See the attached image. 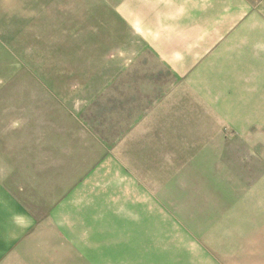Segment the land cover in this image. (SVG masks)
Masks as SVG:
<instances>
[{
    "label": "rangeland",
    "instance_id": "374dc122",
    "mask_svg": "<svg viewBox=\"0 0 264 264\" xmlns=\"http://www.w3.org/2000/svg\"><path fill=\"white\" fill-rule=\"evenodd\" d=\"M118 2L0 0V143L84 114L172 207L157 237L147 215L143 237H73L77 260L62 264H219L221 237L264 253V0L238 42L189 76L158 65Z\"/></svg>",
    "mask_w": 264,
    "mask_h": 264
},
{
    "label": "crops",
    "instance_id": "0c3cea01",
    "mask_svg": "<svg viewBox=\"0 0 264 264\" xmlns=\"http://www.w3.org/2000/svg\"><path fill=\"white\" fill-rule=\"evenodd\" d=\"M254 2L119 0L118 17L133 25L158 65L189 76L211 65L205 60L212 51L232 48L229 43L246 33L247 23L254 22ZM62 114L48 131L38 123L33 136L0 143L5 146L0 149V264L77 260L73 237H143L142 218L148 216L149 229L154 227L150 237H157V219L173 225L171 205L157 192L144 191L141 167L126 164L130 155H113L108 135L95 131L84 114ZM21 118L17 125L24 126ZM62 237H69L67 244ZM221 238L214 246L219 264H264L262 251H231Z\"/></svg>",
    "mask_w": 264,
    "mask_h": 264
}]
</instances>
